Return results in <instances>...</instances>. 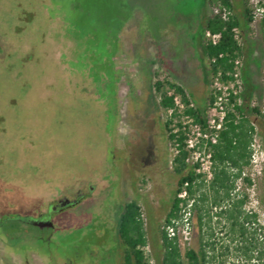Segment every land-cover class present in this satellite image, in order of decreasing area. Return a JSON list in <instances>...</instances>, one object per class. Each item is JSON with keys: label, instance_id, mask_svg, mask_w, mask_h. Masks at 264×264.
<instances>
[{"label": "rangeland", "instance_id": "1", "mask_svg": "<svg viewBox=\"0 0 264 264\" xmlns=\"http://www.w3.org/2000/svg\"><path fill=\"white\" fill-rule=\"evenodd\" d=\"M217 1L0 0V264H120L117 217L133 199L158 264L156 223L176 177L153 75L180 85L191 104L206 101L197 27ZM243 2L232 0L240 18ZM261 32L259 21L239 29L238 98L250 105L263 93ZM260 180L246 207L263 224ZM87 182L91 197L52 227L13 218ZM179 242L195 246L193 225Z\"/></svg>", "mask_w": 264, "mask_h": 264}, {"label": "trees", "instance_id": "2", "mask_svg": "<svg viewBox=\"0 0 264 264\" xmlns=\"http://www.w3.org/2000/svg\"><path fill=\"white\" fill-rule=\"evenodd\" d=\"M212 10L201 21L198 39L201 41L204 66L209 77L221 72L223 80L232 79L234 59L241 58L243 50L241 41L234 38L232 28L248 25L252 22L246 0L240 18L233 10L232 0L213 2ZM264 21L260 22V28ZM219 34L216 43L204 39V31ZM241 36V35H240ZM263 46L262 85L263 93L257 104L234 102L233 110L227 111L222 128L214 142L208 140L210 149V177L195 172L196 164L186 161L185 135L181 124L170 114L162 128L167 142L176 143V153L171 159L176 186L172 199L164 215V222L156 223V240L159 255L158 264H264V214L263 224L259 223L258 213L247 209L252 184L248 176H241V171L249 165L250 142L255 128L264 146V33L261 34ZM213 58V60H211ZM160 71L155 70L152 87L159 109H175L173 95H179L184 104L182 115L190 116L202 131L208 129V107L213 101L210 91L202 105H189L185 90L167 79L160 80ZM173 94L168 95L167 91ZM240 93L238 94V97ZM172 142V143H174ZM174 143V144H175ZM173 145V144H172ZM137 177L136 179H138ZM241 179V188L237 181ZM261 180L264 192V179ZM186 182V199H192L195 246L180 245L176 237H168L163 226L178 216L179 203L185 201L177 197L178 191ZM258 178L254 185L258 184ZM258 200V199H257ZM264 201L259 195L258 203ZM140 203L133 199L122 204L117 217L116 233L123 249L120 264H145L142 247L149 242L146 214Z\"/></svg>", "mask_w": 264, "mask_h": 264}, {"label": "built area", "instance_id": "3", "mask_svg": "<svg viewBox=\"0 0 264 264\" xmlns=\"http://www.w3.org/2000/svg\"><path fill=\"white\" fill-rule=\"evenodd\" d=\"M249 13L252 21H264V3L262 0H247ZM234 38L238 39L239 29L234 26L232 29ZM264 31V26L262 28ZM219 34L211 33L209 30L204 31V39L214 44L217 42ZM213 60V58H211ZM233 72L229 73L232 79L223 80L221 78V72L218 71L215 75L211 76L210 80V93L213 96V101L210 102L208 107V129L202 131L197 123H194L193 119L188 115H182V109L184 104L181 101L179 95H173V102L175 109L169 108L165 110L170 116L173 110L176 111L182 118L179 123L181 124V131L185 135V149L187 150L186 161L193 165L196 164L195 172L204 175L205 179L210 177V149L208 140L214 142L218 131L222 128L225 115L227 111L233 110L234 102H240L238 98L239 84H238V70L240 66V58L236 57L233 61ZM168 95H172V90L167 91ZM189 105L192 104L189 102ZM174 142V140L172 141ZM173 154L176 153V143H172ZM250 154L249 165L241 171V176H248L252 182L251 187L254 186L256 178H264V146L259 137L257 129L252 134L250 142ZM241 179L237 181V187L241 184ZM177 197L185 199L179 203L178 216L172 218L169 224L163 226L168 237H176L178 241L189 243L192 235V199H186V182L183 183L181 189L177 193ZM247 209H249L247 207ZM144 259L147 264H154L151 257L150 250L147 245L142 247Z\"/></svg>", "mask_w": 264, "mask_h": 264}, {"label": "flooded vegetation", "instance_id": "4", "mask_svg": "<svg viewBox=\"0 0 264 264\" xmlns=\"http://www.w3.org/2000/svg\"><path fill=\"white\" fill-rule=\"evenodd\" d=\"M262 33H264V31H262L261 34ZM94 188V183L87 182L86 189L77 188L72 193L60 192L58 195L41 203L34 212L24 214L16 213L13 218L20 219L38 227H52L60 213L66 208L76 207L81 202L90 198Z\"/></svg>", "mask_w": 264, "mask_h": 264}, {"label": "crops", "instance_id": "5", "mask_svg": "<svg viewBox=\"0 0 264 264\" xmlns=\"http://www.w3.org/2000/svg\"><path fill=\"white\" fill-rule=\"evenodd\" d=\"M199 27H200V25H198V29H199ZM199 44H200V46H201V50H202V45H201V41H200V39H199ZM203 53V52H202ZM203 58H204V56L202 57V56H200V58H199V62H200V64H201V67L205 70V79L207 78V76H208V74L206 73V68H205V66H204V61H203ZM209 92H207V94H208ZM204 103H205V99H204ZM203 103V104H204ZM199 105V104H198ZM0 219H1V217H0Z\"/></svg>", "mask_w": 264, "mask_h": 264}]
</instances>
